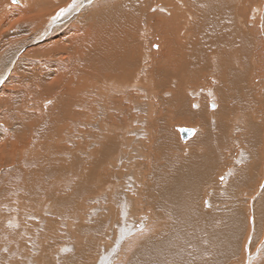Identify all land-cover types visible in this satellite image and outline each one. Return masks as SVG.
Returning <instances> with one entry per match:
<instances>
[{
    "label": "rangeland",
    "instance_id": "obj_1",
    "mask_svg": "<svg viewBox=\"0 0 264 264\" xmlns=\"http://www.w3.org/2000/svg\"><path fill=\"white\" fill-rule=\"evenodd\" d=\"M167 1L20 0L17 5L11 0H0L1 91L3 88L0 91V148L19 134L26 138L33 130L36 134L44 132L45 126L52 122L51 112L43 109L53 106L65 90L51 92V80L47 77L53 79L55 74L64 73H55L53 62L77 74L86 70L87 77H95L105 69L101 55L112 48V45L106 46V40L111 36V41L120 48L122 59L124 55L131 54L132 58L135 54L139 61H143L141 67L145 66L149 72L137 83L134 76L123 81L125 90L128 89L123 99L116 90L113 94L112 101L125 104L123 110H114L120 120L125 117L124 107H129L128 116L132 119L127 127L121 123H88L86 126L91 129V134H77L78 138L71 139L75 145L61 140L72 147L79 144L74 147V152L84 158H92L95 150H99L100 157H106L107 171L114 173L110 187L79 195L69 210L67 201L59 205V200L63 196L67 200L69 196L70 202V191L51 199L47 197L52 206L42 205L37 200L32 201V197L20 187L21 174L10 187L2 184V178L14 173L18 165H0V264H128L134 252L141 248L136 243L145 236L147 228L153 233H161L171 223L177 227L176 237L184 241L186 248V244L193 247L196 242V249L191 248L192 254L183 257V263H178L180 258L177 257L175 264H264V45H260L264 41V0H235V6L242 2V23L246 29H251L243 39L249 41L247 45L250 47L237 44L227 49L230 58H221L211 51L207 58L199 57L195 64H184V50L176 48L178 42L185 46L198 38L190 25L184 29L181 25L195 11V8L187 11L189 3L197 6L202 0H169L172 1L170 4ZM175 7L178 27L160 26V17L170 16ZM64 9L66 11L62 13ZM59 13L63 17L56 20ZM193 15L201 24L202 19L199 20L196 13ZM116 17L117 25L112 26L111 20ZM257 20L259 31L255 28ZM253 30L257 31L256 34ZM83 38L87 41L80 46L79 39ZM82 47L87 51L86 57L81 54ZM234 57L235 62L231 60ZM178 62L179 66L184 65L174 68L176 73L171 72L172 76V64ZM132 67L137 68L135 62ZM194 69L199 72L190 74ZM5 83L9 88L2 87ZM25 85L27 90L28 86H33L31 94L41 87V95L32 104L34 109L20 111V103L24 104L28 99ZM8 90L10 96L5 94ZM136 90L141 93L133 94L132 91ZM177 97L180 106L175 107L173 99ZM102 99L105 100L104 96ZM150 99L157 101L153 107L172 110L171 117L177 119L167 122L163 113L156 114ZM213 99L217 103L216 109L208 105ZM192 102L200 105L201 117L202 112L209 114L210 119L206 115L208 122H205L207 127L210 125L212 147L208 145L209 149L204 152L211 156L212 173L199 180L190 179L188 195L181 197V204L178 195L171 192H178L171 182L175 169L160 144L174 145L162 141L166 133L179 146L176 151L179 157L186 158L193 153L194 139L202 136L207 127L202 126L201 121L187 122L175 114V110L182 113L184 109L188 110L190 107L185 103ZM223 106L225 114L218 118L215 112ZM36 110L40 113L35 114ZM21 113L25 114L23 122L31 128L20 130L17 127ZM109 113L112 114V110ZM27 116L31 118L26 119ZM155 118L157 124L168 127V130H162L159 148L156 140L161 129L154 126ZM179 127L195 128L196 132L183 141ZM190 141L192 143L188 145ZM117 146L118 152L126 151L127 154L118 155ZM202 148H198L199 153ZM71 155L67 153V158ZM109 162L115 165V171ZM108 173L102 170V174ZM158 186L162 189H157ZM4 191L9 192L6 198ZM179 192L185 194L182 189ZM168 197L178 204L176 212L179 214L175 219H170L171 209L166 205ZM60 208L63 212L67 210L65 218L58 215ZM206 215L211 218L208 225ZM96 223H101V231L93 229ZM85 227L91 230L84 232ZM234 231L236 236H233ZM222 233L227 234L226 239L220 236Z\"/></svg>",
    "mask_w": 264,
    "mask_h": 264
},
{
    "label": "bare ground",
    "instance_id": "obj_2",
    "mask_svg": "<svg viewBox=\"0 0 264 264\" xmlns=\"http://www.w3.org/2000/svg\"><path fill=\"white\" fill-rule=\"evenodd\" d=\"M16 3L17 5H19L20 0H17ZM166 3L170 4L172 3V1L168 0ZM257 3H261V2H257ZM249 4H252V2L249 1ZM160 7L161 6H159V8ZM194 8H195V11L190 14L189 19H185V23L181 25V29H184L187 25H190L191 29L194 31L195 35L198 38L197 39L194 38L193 41H189L185 46H182L178 42L177 43L178 48H176L178 50L180 49L184 50V56H183V61H182L184 64H195L199 57L207 58L211 51H214L221 58L223 57L230 58V55L228 53L226 54L227 49H230L231 47H234L237 44L248 46L247 43L249 41H243V39L249 33H251V29L249 30L246 29V27L242 23L241 13H240L242 9L241 1L237 3V5L235 6V0H202V2L200 1L197 2V6L194 5L193 3H189V5L187 6V11L191 12ZM65 11L66 9H64L62 13H64ZM116 11L117 13L120 12L119 9H117ZM195 13H196V16L199 18V20L202 19L201 24H199L196 21L197 19L196 17L194 18L193 14ZM58 16L55 18L56 20L57 18L63 17L61 16L60 13L58 14ZM117 20H118V17L111 20V25L112 26L117 25L116 24ZM246 21L247 20H244V22ZM177 22H178V11H177V8L175 7L171 11L170 16L160 17L159 25L160 26L162 25L164 28L174 29L178 27V25H176ZM239 23L241 25L238 27ZM256 24L257 25L255 28L257 29V31H259L258 20L256 21ZM104 28H106V26ZM253 31L255 32V30ZM73 40L74 39H71V41ZM86 41H87V38H83L81 40L79 39L80 46H82L81 45L82 42H86ZM173 41L175 40L173 39ZM102 42H104V40ZM174 43L176 44V41ZM104 45L105 44L102 43V46ZM108 45H112V48L109 49L108 53L101 55L104 60L105 69L101 71L100 73H97L95 77L90 76V74L89 75L87 74L88 76H90V77H87L85 75L86 70L77 74L75 72H72L70 68H67L66 66H63L57 62H53V65H52L54 67L53 71H56L55 73L59 71H63L64 73L57 74V75L55 74L54 77H52L53 79H51L49 76L47 77V79L51 80V92L54 93L61 88L65 90L61 92L59 98L56 100L53 106H48L47 108H44V109L40 107L43 110H49L51 112V117H53V120L52 122L48 123L45 126L44 132L36 134L33 130L31 135L27 136L26 138H24L23 136L19 134V136L16 139L10 138L9 140H7L6 141L7 143L3 145L2 148H0L1 167L11 165V164L18 165V168L16 169V171L14 170L15 171L14 173H11L10 175L6 174L2 178V181L4 182L2 183L3 185L10 187V185L14 183L15 178L21 174L20 175L21 177L20 187L24 189L32 197V201L37 200L40 204L42 205L49 204V206L51 202L49 203L46 200L47 197L51 199L52 196H55V195L62 196L63 194H66L67 192L70 191L71 193L70 202L68 198L69 196L66 198L67 200L64 199V196L62 199L59 200V205L61 203L65 204L67 201L66 203L67 210H69L68 208L70 207V205H73L75 198H77L79 195L84 194V193L86 194L88 192L92 193L95 191H99L100 188L102 187L108 188L111 186L113 182L114 173L111 170H108L109 171L108 174H105V175L102 174V170L108 172L107 166H106L107 161L105 160L106 157H100L99 150L97 151L95 150L92 158H89V157L84 158L82 156L77 155L74 152L75 151L74 147L80 146L79 144L72 147V146H69L68 143H61V140L63 141L68 140L69 142L74 144L71 139L78 138L77 134L90 135L91 129H88V127L86 126L88 123L90 125L94 123H100V124L107 123L110 125H119L121 123L124 127H127L129 125V122L132 119L130 116H128V112H129L128 106L124 107V110H125L124 119L120 120L119 116L116 115V113H114L115 109H117V111L121 109L123 110V106L125 104H123L122 101H119V102L112 101L113 94H115V90H116L117 95L121 99H123L126 96L127 90H128V89L125 90L123 86L124 84L123 81L131 80L134 76L135 83H137L139 78L143 77L145 73L148 74L149 72L147 71L145 66L141 67V64L143 61H139V59H137L135 54L132 56V58H131V54L128 57L124 55L122 59L121 54H120V48L118 47L116 43H114V41H111V36L109 37V40L108 39L106 40V46ZM260 45H264V41H261ZM92 52H95V51L93 50ZM85 53L87 54V51L85 50L84 47H82L81 54L84 57L87 56L85 55ZM172 59L173 58H171V60ZM79 60L82 61L81 59ZM84 60H86V58ZM231 60L235 62L236 57L231 58ZM134 62L136 63V66H137V68L135 69L134 67H132V64ZM95 65H98V63ZM89 66H92V65H89ZM180 66H179V62L172 64L173 68L170 69V74L174 76L171 72L175 74L176 70L174 68H181L182 66L181 67ZM91 68H93V66ZM166 69H163V70H166ZM153 71L154 69L150 72L153 73ZM198 72H199L198 69H194L190 71V74H197ZM184 73H189V72L184 71ZM67 74H68V77H67ZM12 76L13 75H11V77ZM165 77L170 78L171 76H165ZM6 84L7 83H5V85H3L2 87L6 86L7 88H9ZM8 84L10 86V83ZM47 84L48 83H46L45 85ZM32 87L28 86L27 87L28 90H27L26 85L24 86V88L27 91L26 94L28 93V95H25V96H28L26 97L28 99L25 100L23 98L25 100V103L24 104H22V102L20 103V108H19L20 111L30 110L32 108L33 109L35 108L34 105L32 104L36 102V97L38 95H41L40 89L42 88L37 87L34 90V92L31 94ZM135 87L139 88L137 86ZM221 90L223 92H226L224 89H221ZM2 91H3V88H2ZM59 91H62V90H59ZM8 92L9 90L5 94L7 96H10V93ZM34 93H36L37 95H34ZM67 93H68V96H66ZM132 93L140 94L141 91L136 90V92L132 91ZM227 95L228 94H226L225 97H227ZM103 96L105 100L102 99ZM46 98L48 99V97ZM218 98H220L219 94H218ZM173 100L175 101L173 103L175 107L180 106L179 97H177L176 99L174 98ZM154 103L156 105L157 101L154 99L153 100L150 99L151 107H153ZM185 104L187 107H190V108L188 110L184 109L183 113L178 110H175V114L179 115L180 117H183V119L186 120L187 122L201 121L202 126L204 125L207 127L208 123L206 124L205 121H207V118H209V114L207 115V113L202 112L203 117H201V111L199 110L200 105L199 104L197 105L196 102L195 103L192 102L191 104H187V103ZM208 105L210 108H213V109L217 108V103L214 101V99L212 102H208ZM26 106L27 107L32 106V107L27 109ZM141 107L143 109V106ZM158 108H161V107L157 106V107H153L152 109L156 111V114L158 112L163 113V118L166 119L167 122L177 119L175 117H171V114H173L172 110H158ZM111 110L114 116H111L112 114L109 113V111ZM35 112H37L35 114L40 113L39 110H36ZM224 114H225L224 106L221 107L219 111L215 112V115L218 118L223 117ZM24 117H25V114L21 113L19 122L17 124V127L20 130H26L28 128H31L30 126H28L26 122H23ZM30 118H31L30 116L26 117V119H30ZM115 118H117L119 121H116ZM146 118L147 117H145V119ZM156 121H157V118H155L154 120V126H156L158 130L161 129L158 132V136H157L158 140L156 141L158 142L160 139L163 138L162 141L164 142L167 141L168 143H171V144L174 143V145H164V143L162 142L163 146L160 144V147H163V149L161 150L167 153L166 158H170V165L171 167L173 166V168L175 169L174 175H171V182L176 187L178 192H175L176 190H172L171 192H174L173 194L178 195V201L181 202L182 204L181 197H186L188 195V190L190 189V186H191L190 183H188L189 180L192 178H197L199 180V178H204L206 176L211 175L212 173V168H211L212 165L209 164V160L211 159V156L207 154L205 155V152H204L205 150L209 149L208 147L211 146V143H210L211 130H209L210 125L204 130L206 132L202 136H198L194 139V143L196 144V146L194 145L195 149L193 153L188 155L189 158L188 157L181 158L179 157V155L176 154L177 148L179 146L177 145L175 141L173 142L174 139L171 136H168L166 133L161 138L162 130L163 129L168 130V127H166L165 125L157 124ZM134 123H137V122H134ZM139 124H141V122ZM188 124H185V125H188ZM139 126H143V125H139ZM183 128H187V127H179L178 130L183 129ZM187 129H193L192 136L196 132L195 128H187ZM186 140H183V141H186ZM187 143L188 145H190L192 142L190 141ZM217 143L220 145L222 144L221 141H218ZM158 144L159 142L157 143V146L159 148ZM119 146L115 148L116 152H118ZM201 146L204 147V149ZM198 148L200 149L202 148L203 153L202 152L199 153L201 150H198ZM196 151L198 155L196 154ZM67 153L72 154L71 158L68 156L70 158V162H69V158H67ZM119 154L126 155L127 152L120 151L118 152V155ZM96 158H98L99 160L98 162ZM108 165H110L111 168H113V170L115 171V165H112L110 162L108 163ZM186 182L187 184L185 185ZM230 182L233 183L232 180L231 181L229 180V183ZM2 184H0V186H2ZM241 185L242 184H239V186ZM186 186L189 188L187 189ZM54 187L56 188V190H53ZM168 187H169V182L165 186L166 191H168ZM157 189L161 190L162 187L158 186ZM179 189H182L183 191H185V194H183L182 192H179ZM14 190H16V188H14ZM8 191H4L5 193L4 198L8 197L7 196L9 195ZM164 196L166 198V194ZM172 200H173L172 197H168V201L166 205L168 209L169 208L171 209L169 210L170 219H175L176 216L179 214V212H176L178 204L174 202V200L173 201ZM67 210L63 212L61 211V208H60L58 210V215L59 216L61 215V218H65L67 214L66 213ZM230 211L232 213V210ZM199 219L201 220V218ZM210 221H211V218H209V216L206 215L207 225L208 223H210ZM236 222H237V218L235 220V223ZM93 229L96 231H99V230L101 231L102 229L101 223L97 224L95 228ZM88 230H91V229L88 227L87 228L85 227V229H83L84 232ZM176 230H177V227L174 226L173 223H171L170 226H167L166 230L164 232L162 231L161 233H158V232L153 233L151 229L147 228V231L145 232L146 233L145 236L140 238L141 241L136 243V245L138 246L139 244L141 248L140 246L138 247L140 249L134 252L133 257L131 258L128 264H175L174 260L177 257L180 258L178 263H183V257H187L192 254L191 248L196 249V242L194 243L193 247H190L188 244H186L187 246L186 248L184 245V241L176 237V234H175ZM184 233L186 234L185 231ZM220 236L224 239L227 238L226 233H222L220 234ZM233 236H236L235 231L233 232ZM207 238H208V232L206 235V239Z\"/></svg>",
    "mask_w": 264,
    "mask_h": 264
},
{
    "label": "water",
    "instance_id": "obj_3",
    "mask_svg": "<svg viewBox=\"0 0 264 264\" xmlns=\"http://www.w3.org/2000/svg\"><path fill=\"white\" fill-rule=\"evenodd\" d=\"M178 131L180 132V137L182 140H186L190 138L193 134V129L183 128V129H179Z\"/></svg>",
    "mask_w": 264,
    "mask_h": 264
},
{
    "label": "snow or ice",
    "instance_id": "obj_4",
    "mask_svg": "<svg viewBox=\"0 0 264 264\" xmlns=\"http://www.w3.org/2000/svg\"><path fill=\"white\" fill-rule=\"evenodd\" d=\"M12 2H13V3H16V2H17V0H12Z\"/></svg>",
    "mask_w": 264,
    "mask_h": 264
}]
</instances>
